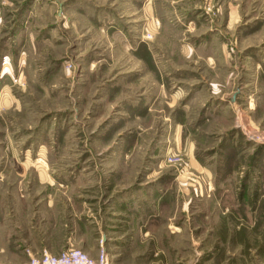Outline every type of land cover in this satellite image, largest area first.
Listing matches in <instances>:
<instances>
[{
	"label": "rangeland",
	"instance_id": "1",
	"mask_svg": "<svg viewBox=\"0 0 264 264\" xmlns=\"http://www.w3.org/2000/svg\"><path fill=\"white\" fill-rule=\"evenodd\" d=\"M136 188L160 264H264V0H0V264H113Z\"/></svg>",
	"mask_w": 264,
	"mask_h": 264
},
{
	"label": "crops",
	"instance_id": "2",
	"mask_svg": "<svg viewBox=\"0 0 264 264\" xmlns=\"http://www.w3.org/2000/svg\"><path fill=\"white\" fill-rule=\"evenodd\" d=\"M165 196V192L158 189L113 192V264H137L149 258L157 264L164 261L166 237L178 238L183 231L181 225L173 231L166 226L169 223L165 218ZM102 239L106 240L105 234ZM173 242L168 241V244L173 245Z\"/></svg>",
	"mask_w": 264,
	"mask_h": 264
},
{
	"label": "built area",
	"instance_id": "3",
	"mask_svg": "<svg viewBox=\"0 0 264 264\" xmlns=\"http://www.w3.org/2000/svg\"><path fill=\"white\" fill-rule=\"evenodd\" d=\"M27 264H111L105 251L101 250L98 258L93 259L81 249L69 248L60 254L44 253L39 256L30 255Z\"/></svg>",
	"mask_w": 264,
	"mask_h": 264
}]
</instances>
